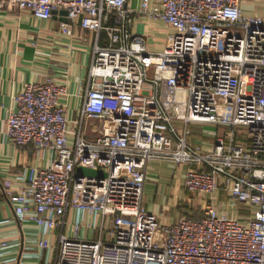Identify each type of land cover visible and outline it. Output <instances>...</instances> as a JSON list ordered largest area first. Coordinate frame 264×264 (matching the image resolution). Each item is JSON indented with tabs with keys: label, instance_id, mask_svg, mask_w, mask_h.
<instances>
[{
	"label": "built area",
	"instance_id": "obj_1",
	"mask_svg": "<svg viewBox=\"0 0 264 264\" xmlns=\"http://www.w3.org/2000/svg\"><path fill=\"white\" fill-rule=\"evenodd\" d=\"M243 1L144 0L138 11L128 0L3 3L41 20L67 13L60 30L68 37L78 23L97 34L75 120L62 103L65 87L48 80L28 84L7 121L14 146L55 153L25 185L7 178L0 190L17 216L57 232L44 264H264V17L245 15ZM136 15L174 27L180 44L149 52L145 37L129 30ZM192 124L215 128L209 152L189 146ZM237 128L247 131L244 139ZM154 160L186 167L190 192L221 188L232 209L250 214L221 213L213 200L201 219L162 224L144 206ZM72 208L102 216L98 238L69 223ZM9 222L0 220V228ZM40 245L53 247L49 239ZM7 246L0 241V250Z\"/></svg>",
	"mask_w": 264,
	"mask_h": 264
},
{
	"label": "crops",
	"instance_id": "obj_2",
	"mask_svg": "<svg viewBox=\"0 0 264 264\" xmlns=\"http://www.w3.org/2000/svg\"><path fill=\"white\" fill-rule=\"evenodd\" d=\"M5 1L0 0V190L7 178H11L16 187L25 185L36 170L50 166L55 159L53 150L37 151L33 145L18 148L11 143L7 121L10 113L17 109L16 96L28 84L52 80L65 87L66 95L62 103L68 117L75 120L83 106L97 43V34L83 29L79 23L74 25L73 37L64 35L60 27L62 22L67 21L65 13L41 20L29 10L8 8L3 5ZM143 1L128 0V7L138 11ZM241 8L245 15L264 17V0H245ZM129 30L143 35L147 50L154 54L178 46L181 40L178 31L164 21L139 15L135 16ZM99 44L107 46L106 33L101 35ZM196 126L190 125L187 142L193 148L199 147L203 153L209 152L215 138L196 135ZM211 127V131L215 129ZM186 171V167L180 169L170 160H154L149 164L144 206L147 211L156 214L162 224H173L187 215L201 219L213 200L221 213L227 212L240 218L250 214L246 206L232 209L231 198L223 189L207 196L190 192L185 183ZM171 207L175 209L172 214L167 211ZM3 219L10 222L0 228V241L8 243L0 250V264H44L53 259L57 232L50 233L26 217L17 216L10 201L4 197L0 200V220ZM68 221L82 226L83 237L95 239L100 234L103 218L72 208ZM105 224L109 228L111 220L106 219ZM44 239H49L53 247H41Z\"/></svg>",
	"mask_w": 264,
	"mask_h": 264
},
{
	"label": "rangeland",
	"instance_id": "obj_3",
	"mask_svg": "<svg viewBox=\"0 0 264 264\" xmlns=\"http://www.w3.org/2000/svg\"><path fill=\"white\" fill-rule=\"evenodd\" d=\"M210 129H213V128L211 126L197 125L196 126V135H209L208 132H209ZM237 133L242 139H244L243 138L244 135H247V131L245 129H242V128H237ZM85 172L88 173V174H95V171H93V170H86ZM217 191H222V189L220 188ZM208 195H212V194H208ZM205 196H207V195H205ZM196 209L200 210V208H198V207H196ZM174 210L175 209L171 207L167 211L170 212V214H172L174 212ZM248 213H249V211H247V214ZM108 225H109V223L107 224V226Z\"/></svg>",
	"mask_w": 264,
	"mask_h": 264
},
{
	"label": "trees",
	"instance_id": "obj_4",
	"mask_svg": "<svg viewBox=\"0 0 264 264\" xmlns=\"http://www.w3.org/2000/svg\"><path fill=\"white\" fill-rule=\"evenodd\" d=\"M189 216H191V217H193V218H196L194 215H189ZM204 217V216H203Z\"/></svg>",
	"mask_w": 264,
	"mask_h": 264
},
{
	"label": "water",
	"instance_id": "obj_5",
	"mask_svg": "<svg viewBox=\"0 0 264 264\" xmlns=\"http://www.w3.org/2000/svg\"><path fill=\"white\" fill-rule=\"evenodd\" d=\"M67 13H65V15H66Z\"/></svg>",
	"mask_w": 264,
	"mask_h": 264
}]
</instances>
